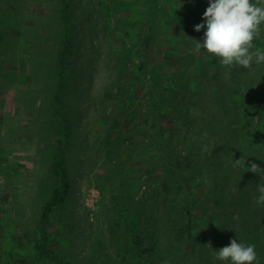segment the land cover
Segmentation results:
<instances>
[{
    "label": "rangeland",
    "instance_id": "1",
    "mask_svg": "<svg viewBox=\"0 0 264 264\" xmlns=\"http://www.w3.org/2000/svg\"><path fill=\"white\" fill-rule=\"evenodd\" d=\"M66 3L75 50L63 92L64 140L54 92ZM208 6L0 0V264H226L214 253L233 238L255 245L264 264V205L255 202L264 171L242 175L245 155L259 150L243 130L264 105V64L226 68L195 51L206 27L194 26ZM254 49L264 50V24ZM160 130L174 159L191 158L194 236L183 191L163 164ZM59 147L70 191L45 242L60 261H37L42 209L60 184ZM238 186L247 192L237 194Z\"/></svg>",
    "mask_w": 264,
    "mask_h": 264
},
{
    "label": "clouds",
    "instance_id": "2",
    "mask_svg": "<svg viewBox=\"0 0 264 264\" xmlns=\"http://www.w3.org/2000/svg\"><path fill=\"white\" fill-rule=\"evenodd\" d=\"M203 18V23L194 26L195 31L206 27L202 42L195 39L197 53L203 48L218 57L221 66L226 68L264 64V50L254 49V41L264 24V0H209ZM246 167L259 175L264 171L255 162ZM257 191L255 202L264 205V184H258ZM214 256L226 264H258L255 245L237 242L235 238L230 245L216 250Z\"/></svg>",
    "mask_w": 264,
    "mask_h": 264
},
{
    "label": "trees",
    "instance_id": "3",
    "mask_svg": "<svg viewBox=\"0 0 264 264\" xmlns=\"http://www.w3.org/2000/svg\"><path fill=\"white\" fill-rule=\"evenodd\" d=\"M70 5L68 3L65 4L64 13H63V28H64V35L62 39V48L60 51L58 63H59V69H58V84L56 87V90L54 92V108H55V114L57 118V124L59 127V130L64 135V140H67L69 137V133L67 131V126L63 122V92L66 89L67 86V68H68V60L71 57V55L74 53V44L71 41V28L68 24V11H69ZM163 100L156 101V104H154L156 112L155 115H157V118L159 119V115L157 112L158 110L162 109L163 107ZM250 130H243L244 131V138L247 137L248 139H254L257 149L256 152H252V154H246V160L243 162V168H245L244 173L242 174L245 179H252L256 176L255 173L248 171L247 167L251 163L255 162L257 163L262 169H264V105L260 106V109L258 110V118L255 120H252ZM158 125V122H157ZM250 125V124H249ZM158 127V126H157ZM238 130V129H237ZM161 139L158 140L159 147L164 153V160L163 164L165 168L167 169V173L169 175V178L174 182L179 184L180 190L183 192V198H184V211L186 213L187 217V223L186 228L189 231L190 236L195 235V225H196V214H197V201L195 200L194 195H192V190L187 187L188 182L187 180L191 179L190 177V171L186 168H190L192 165L191 158L187 156H180L179 158L174 159L173 154L171 153V146L168 143L167 139L164 138L163 131H159ZM241 146L239 144L235 145L236 149H239ZM187 159V161H186ZM262 159V160H261ZM58 174L60 176V184L55 187L53 194L51 198L44 204L42 209V216L40 220V234L38 236H35V247L37 250V256L36 260L39 261L41 259H44L45 257H50L55 260L60 261L58 252L54 250L52 247L48 246L45 242L46 239V227L48 226L52 213L58 209L62 204L65 203L69 191H70V178L67 173V169L65 167V157L64 153L62 151V148L59 147V158L56 162ZM246 164V166H245ZM187 170V171H186ZM244 179V180H245ZM246 188V187H245ZM241 188L238 186L236 189L237 194L242 191V194H244L247 189ZM208 194L206 193L205 196ZM235 196V195H234ZM233 196V197H234ZM208 201V200H207ZM206 201V202H207ZM141 250L143 253H146L148 255V252L143 249V246L140 245ZM145 260L148 262L151 261L150 257L145 258ZM153 262H151L152 264ZM145 264V263H142Z\"/></svg>",
    "mask_w": 264,
    "mask_h": 264
}]
</instances>
